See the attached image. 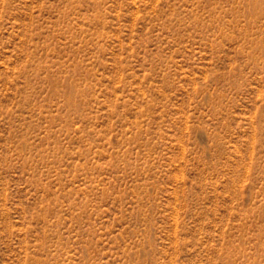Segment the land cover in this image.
Segmentation results:
<instances>
[{"label":"rangeland","instance_id":"rangeland-1","mask_svg":"<svg viewBox=\"0 0 264 264\" xmlns=\"http://www.w3.org/2000/svg\"><path fill=\"white\" fill-rule=\"evenodd\" d=\"M0 264H264V0H0Z\"/></svg>","mask_w":264,"mask_h":264}]
</instances>
